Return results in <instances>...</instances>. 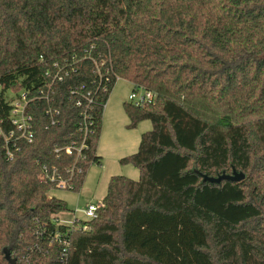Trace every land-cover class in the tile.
Here are the masks:
<instances>
[{"label": "trees", "instance_id": "16d2710c", "mask_svg": "<svg viewBox=\"0 0 264 264\" xmlns=\"http://www.w3.org/2000/svg\"><path fill=\"white\" fill-rule=\"evenodd\" d=\"M117 77L156 94L125 102L129 127L152 123L121 160L140 177L111 176L97 218L59 224L69 206L50 195L53 178L79 192L102 164ZM22 90L36 96L34 139L13 158L0 140V264L6 252L18 264H264V0H0L7 131L9 92ZM85 110L86 147L56 152L82 143Z\"/></svg>", "mask_w": 264, "mask_h": 264}, {"label": "rangeland", "instance_id": "374dc122", "mask_svg": "<svg viewBox=\"0 0 264 264\" xmlns=\"http://www.w3.org/2000/svg\"><path fill=\"white\" fill-rule=\"evenodd\" d=\"M133 93V85L125 79H118L114 84L103 112V125L98 141L97 151L102 157V164L91 165L87 171L84 185L79 192L70 189L55 188L50 195L61 198L68 203L69 211L58 217L63 221L87 219L84 213L90 202L102 203L107 193L108 183L113 175H125L132 179L140 177V170L132 163L122 162V158L135 153L141 136L152 128L150 120H142L136 127H129L130 118L125 109V102Z\"/></svg>", "mask_w": 264, "mask_h": 264}, {"label": "built area", "instance_id": "2783aa9c", "mask_svg": "<svg viewBox=\"0 0 264 264\" xmlns=\"http://www.w3.org/2000/svg\"><path fill=\"white\" fill-rule=\"evenodd\" d=\"M57 78L59 80L62 79L61 76ZM118 79L121 78L117 77V80ZM9 95L14 99L11 102V116H10L11 127L8 131L5 130L3 126V122L0 120V140L3 141V146L6 151V155L9 158H13L12 147L14 148L17 146L16 144L19 139H25L28 142H32L34 139L32 124H31V116L27 113V106L30 103V101L33 100L36 96L34 95L30 96L29 92L25 90H22L17 94L9 92ZM50 95H51V88L48 87L47 90L41 89L38 97L49 100ZM129 99H130L129 102L141 106V105L154 103L156 101V94L151 90L136 86L135 88H133V93L130 94ZM47 113L50 114L51 116V124H55L56 120L52 115V109H49ZM80 117L81 119L79 122V127L80 130L84 133V138L82 143L80 145H75L74 143H72L63 148L57 147L55 149L56 152H59L60 150H65L67 153L74 152L78 157L81 154L82 149L86 147L85 139L90 130L91 117L86 110L80 114ZM73 171L74 168L70 170L71 173H73ZM53 180L59 182L60 188L67 189L66 187H70L68 180L62 178L60 175L53 178ZM100 206L101 204L99 203H89L86 209L84 210V213L87 218L86 220L97 218ZM76 218L77 217H74V219L71 222L66 224L72 225ZM56 235L57 238L61 237L60 233H57ZM66 256H67L66 249H64L60 256L62 262L65 261Z\"/></svg>", "mask_w": 264, "mask_h": 264}, {"label": "water", "instance_id": "95a60500", "mask_svg": "<svg viewBox=\"0 0 264 264\" xmlns=\"http://www.w3.org/2000/svg\"><path fill=\"white\" fill-rule=\"evenodd\" d=\"M243 178V174L234 172L233 174H223L217 178H210L211 181L220 182L223 179L227 180H241ZM6 259L9 264H18L16 258L12 257L10 252H6Z\"/></svg>", "mask_w": 264, "mask_h": 264}, {"label": "crops", "instance_id": "0c3cea01", "mask_svg": "<svg viewBox=\"0 0 264 264\" xmlns=\"http://www.w3.org/2000/svg\"><path fill=\"white\" fill-rule=\"evenodd\" d=\"M131 84H132V83H131ZM98 154H100V153L98 152ZM90 203H93V202H90ZM59 215H60V214H59ZM58 217H59V216H58ZM73 219H74V218H73ZM73 219H72V220H73ZM72 220H71V221H72ZM69 221H70V220H67V221L65 220V221H63V222H65V223H69Z\"/></svg>", "mask_w": 264, "mask_h": 264}]
</instances>
